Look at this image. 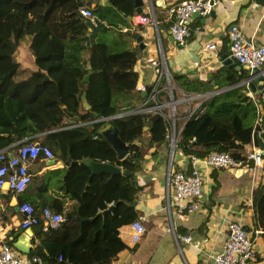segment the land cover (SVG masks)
<instances>
[{
	"label": "trees",
	"instance_id": "obj_1",
	"mask_svg": "<svg viewBox=\"0 0 264 264\" xmlns=\"http://www.w3.org/2000/svg\"><path fill=\"white\" fill-rule=\"evenodd\" d=\"M92 1L95 0H0V150H15L22 141L35 140V134L45 131L40 143L49 146L53 156L60 152L69 165L57 191L63 199L77 201L72 210L64 213L61 223L49 229L64 230L61 237L54 239L56 250L42 253L35 248L28 253L40 255L41 262L34 264H108L126 246L120 236L122 226L137 218L133 202L142 186L135 172L143 151L166 140L167 124L161 115L153 120L147 112L109 117L122 107L129 109L134 102H144L152 84L145 86V94L135 89L136 47L124 44L131 36L129 30L118 32L116 39L121 43L100 36L135 13L133 0L95 2L91 6L94 15L109 26L91 42L78 8ZM23 44L34 56L35 67L19 62ZM88 72V79L83 81ZM169 74L185 92L213 88L211 78L202 80L172 71ZM212 78L219 87H229L202 99L183 118L175 150L187 156H203L213 149L243 156V144L256 140L259 129L255 126L257 102L242 91L243 85L233 86L241 79L234 69L218 68ZM165 83L162 78L159 85ZM83 92L88 108L81 104ZM164 93V89L160 90L157 97L160 99ZM135 95L139 99L133 102ZM258 101L262 102L260 97ZM152 103L148 100L145 104ZM106 122L114 124L119 137L127 143L124 158L117 157L100 133ZM144 125L151 139L146 145L141 143L133 156L132 142L140 140ZM86 156L115 163L121 171L88 178L90 169L80 161ZM109 204H113L111 210L101 213ZM254 207L264 227L263 186L255 190ZM72 227L75 235L70 237L68 230Z\"/></svg>",
	"mask_w": 264,
	"mask_h": 264
},
{
	"label": "crops",
	"instance_id": "obj_2",
	"mask_svg": "<svg viewBox=\"0 0 264 264\" xmlns=\"http://www.w3.org/2000/svg\"><path fill=\"white\" fill-rule=\"evenodd\" d=\"M107 1L109 0H95L88 6H93L95 2L104 4ZM143 1V15L135 11L127 17L126 22L111 27L117 34L121 30H129L131 33L124 44L130 48L136 47L137 59L133 67L137 73L136 91L143 92L145 86L153 85L157 68L161 66L168 72L186 73L189 77L202 80L211 78L213 88L204 92L211 95L229 87H219L212 78L213 73L218 68L234 69L237 75H241V79L233 86L243 85L242 91L256 100L259 108V116L255 120V126L259 129L256 140L252 141L259 146L257 134L263 129L261 116L264 114V85L258 91L250 90L244 82L245 70L240 72L234 67L222 64L220 56L223 53L229 54L228 27L231 23L240 27L247 41L256 44L264 42V0H217L211 9L212 14L203 20L200 16L189 18L190 35L181 46L171 42L170 34L167 33L172 19L171 7L179 0ZM140 15L148 17V20L140 21ZM133 30L143 34L144 49L138 47L131 32ZM209 40L216 42L215 50L205 47ZM111 41L122 42L121 39ZM26 46L20 52L30 51L28 45ZM83 55H87V50ZM25 57L21 60L27 64H21L35 67L31 51ZM258 70L264 76V64ZM263 81L264 79L258 80L257 84H262ZM259 97L263 103L258 101ZM135 98L136 95L132 98L133 102L136 101ZM45 134V131L35 134V140H41ZM250 146L251 141L243 144L244 153ZM11 151L14 150H8V153ZM139 162L135 178L142 190L137 194L133 205L137 211L136 219L141 220L145 231L133 243L130 241L131 222L123 225L120 236L125 240L126 246L108 264H213L212 257L225 241L230 220L240 221L253 238L255 256L250 264H264V227L259 223L254 207L256 188L259 185L264 188V163L253 178L245 167L211 168L203 160H198L195 164L203 176L202 195L195 200L196 208L193 211H179L173 190L171 186L167 187L169 159L165 141L156 147L145 148ZM68 166L60 152H56L51 158L39 156L28 163L30 181L22 192L0 191V244L8 242L14 250L22 254H28L35 248L42 253H47L49 249L56 250L55 240L61 237L63 228L50 231H42L37 225L22 228V214L18 206L21 201H28L38 205L46 204L54 209L60 208L62 215L72 210L77 201L63 199L57 191L60 190L59 182L63 180ZM172 167L188 169V156L178 151L177 158H172ZM22 198L24 199L20 200ZM186 234L191 238L181 239L180 236ZM68 235H75L74 227L69 228ZM56 259L59 260L60 257Z\"/></svg>",
	"mask_w": 264,
	"mask_h": 264
},
{
	"label": "built area",
	"instance_id": "obj_3",
	"mask_svg": "<svg viewBox=\"0 0 264 264\" xmlns=\"http://www.w3.org/2000/svg\"><path fill=\"white\" fill-rule=\"evenodd\" d=\"M217 0H179L171 7V23L169 26L170 33L178 44H185L190 35L188 25L189 18L194 12L201 15L208 14ZM82 17L92 19L94 14L90 6L82 5L78 8ZM139 20L145 22L148 17L139 16ZM229 55L238 63L248 66L249 69L261 68L264 64V42L254 43L247 41L240 27L235 24H229ZM216 42L209 40L205 43L208 49H216ZM162 78H165L166 83L159 85ZM172 78L167 70L159 66L157 68V76L152 85L151 92L140 106L143 108H131L118 112L117 115H127L136 112H147L151 115L159 113L163 116L167 124L166 140L170 148L176 146L179 132L182 125L177 127L176 116L171 115L165 110L167 104L174 103L172 97ZM169 88V99H159L157 93L160 90ZM168 92V91H167ZM208 96V93L197 92L195 96ZM151 100L152 104L145 103ZM200 102H198L199 104ZM197 104V106H198ZM192 112V111H191ZM191 112L184 114L189 115ZM184 116V117H185ZM108 118V117H107ZM257 121V120H256ZM172 131L170 132V127ZM254 140H251V146L245 151L243 156H234L228 151L210 150L203 156L191 154L188 156L189 168H174L172 167V158L169 160V169L167 171V187L171 186L175 203L179 211H193L196 208L195 200L199 199L203 191V176L196 166L198 160H203L207 166L211 168L222 167H245L255 178L259 173L260 168L264 163V152L256 145ZM39 156L47 158L53 157L52 149L40 143L39 140H24L22 141L12 154L9 155L6 150H0V191H10L12 193L22 192L30 181V173L28 163ZM22 214L20 226L22 228L29 226H40L43 231L58 226L63 220L61 212L53 210L48 205L36 207L28 201H21L18 206ZM131 233L130 241L135 243L145 231V226L139 219H134L130 223ZM227 235L222 247L217 250L212 259L213 264H250L255 256V246L253 238L250 237L245 226L238 220H230L227 224ZM181 239L189 240V234L181 235ZM59 257H61L59 255ZM41 257L37 254H22L14 250L8 243L0 244V264H34L40 263ZM94 264V263H89Z\"/></svg>",
	"mask_w": 264,
	"mask_h": 264
},
{
	"label": "water",
	"instance_id": "obj_4",
	"mask_svg": "<svg viewBox=\"0 0 264 264\" xmlns=\"http://www.w3.org/2000/svg\"><path fill=\"white\" fill-rule=\"evenodd\" d=\"M109 1H111V0H109ZM143 3H144L143 0H133V6L135 7L136 13H138V14L143 13L142 12ZM211 11L205 15H201L198 12H194L191 14V16H200L203 20L209 14H212ZM85 24L87 25V27H89L87 34H88L91 42L93 41L94 36L96 35L97 31H99L101 28L108 26L105 21L100 20L97 16H93L92 19L85 20ZM131 32H132L133 36L135 37V41L137 42L138 47L141 49H144L145 43H144V39H143V37H144L143 34H141L137 30H133ZM167 33L170 34L169 39L171 42H173L174 44H177L178 46H181L180 44H178V42L176 40H174L172 34L170 33V30ZM220 59H221L222 64H226L228 66L234 67L235 69H238L240 72H243L245 70L246 76L244 78V82L247 83V87L250 90L258 91L264 85V81L262 82V84H257L258 80L264 79L263 78L264 76L261 73H259L258 69H249L248 66L238 63L228 53L221 54ZM89 73L90 72H88L83 77V81H86L88 79ZM215 87H216V85H215ZM142 93H145V90ZM207 93H209V92H207ZM81 103H82L83 108L89 107V104H88L86 97H85V92H83L81 94ZM117 116H119V115H117V113H116V114H113L109 117H117ZM159 116H160L159 113H155V114L151 115L150 119L153 120ZM261 121H262L263 129L259 134H257V137L259 139V147L264 152V114H262V116H261ZM143 128L145 129V131L143 132V136H141L140 140H138V141L136 140V141L132 142L134 149L132 150L131 154L133 156L135 155L136 150L139 148V143L143 142L144 144L145 143L147 144L149 142V140L151 139L149 130H146L147 125H144ZM100 133L109 141L111 146L115 149L116 155L118 158H124L127 155V153H128L127 143L119 137L118 132H117V127L114 124L107 122L102 128H100ZM172 151H173V147H171V153H172ZM8 154L11 155L12 151L9 152ZM68 159H70L69 156H68ZM137 159H138V157H135V160H137ZM80 161L85 163L90 169V172L88 174V178H90L93 174H98V173H102V172L114 174L116 172L121 171V167L116 165L115 163H112L109 161H102V160L94 159V158H91L89 156L81 158ZM71 163H72V161H70V164ZM112 206H113V204H109L105 209L100 210V212L103 213V212H106L108 210H111ZM25 228H27V227H25Z\"/></svg>",
	"mask_w": 264,
	"mask_h": 264
},
{
	"label": "rangeland",
	"instance_id": "obj_5",
	"mask_svg": "<svg viewBox=\"0 0 264 264\" xmlns=\"http://www.w3.org/2000/svg\"><path fill=\"white\" fill-rule=\"evenodd\" d=\"M100 32L101 31H99V33ZM100 36L105 38L107 41H111V40L117 38V32L114 31L113 28H110L107 31L101 32ZM25 46L26 45L23 44L21 46V48H24ZM29 53H30V51H27V50L20 52V54H19L20 61L19 62L22 64H27V63L23 62L22 60L25 59L26 58L25 56L29 55ZM171 84H172V86H171L172 87V97L174 99V103L167 104L165 106V110L167 112H169L171 115H173V113H174V115L176 116L177 127H180V125H182V123H183V118L185 116L184 114L191 112L194 109H196L198 102H200L202 99L206 98L207 95L205 97H201L200 95H198L197 97H188V96H195V93H197V92H185L179 87V85L175 81H171ZM165 91H166V100H168L170 97L169 88L167 87L165 89ZM164 97H165V95L160 97V99L165 100ZM141 104H142V101L138 102L137 104L133 103V105H135V106L130 107L129 109H131V108H143V106H140ZM123 110H128V107L120 108L119 112H121ZM169 128H170V132H171L172 131L171 126ZM142 136H143V134H142ZM165 147H166V152L168 151V159L169 160L171 158H173V160H174V158L176 159L178 156V151L175 150V147L171 153V148H170V145H168L167 140H165ZM171 192L172 191H170V197H171Z\"/></svg>",
	"mask_w": 264,
	"mask_h": 264
}]
</instances>
